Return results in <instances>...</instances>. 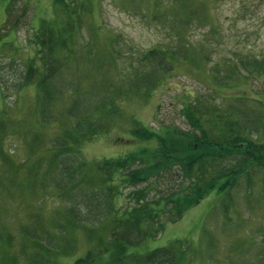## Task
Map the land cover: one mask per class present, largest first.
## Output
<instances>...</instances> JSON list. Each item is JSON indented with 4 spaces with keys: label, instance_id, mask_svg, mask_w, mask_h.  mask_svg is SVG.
Instances as JSON below:
<instances>
[{
    "label": "trees",
    "instance_id": "trees-1",
    "mask_svg": "<svg viewBox=\"0 0 264 264\" xmlns=\"http://www.w3.org/2000/svg\"><path fill=\"white\" fill-rule=\"evenodd\" d=\"M11 1L16 0L8 2L0 36L11 35L22 19L15 16ZM22 1L23 14L27 15L32 2ZM201 1H192L195 7L186 12L184 25L196 20L200 12L196 3ZM157 4L161 5L160 0ZM55 5V15L34 29L31 40L37 49L22 62L23 69L13 85L5 84L6 67L0 63V90L6 101L14 96L17 99L25 88L35 84L37 127H26L33 133L27 148L31 154L43 146L45 152L32 164L25 163L28 157L18 164L24 165L22 172L29 179L27 190L55 189L67 208L63 214L53 215V232L45 230L44 220L39 219L21 225L17 234H6V250L15 241L21 248L19 253L7 254V261L2 260L1 264H18L21 258H26L25 264H264V229L256 234L250 232L247 238H237L230 245V253L239 248L234 253L239 259L233 261L219 256L220 248H212L215 234L207 225L201 229L197 242L176 239L146 254L125 253L130 245L158 237L167 222L181 219L213 190L221 197L210 217L219 214L220 219V214L224 215L228 227L239 223L234 211L239 212L241 201L264 197L263 188L257 192L264 181V98L226 96L217 103L215 94H195L180 107L190 129L166 125L158 134L132 117L129 131L132 139L138 141L133 150L117 157L89 160L84 145L108 133L116 120L126 115L123 94H139L145 87L150 90L161 85L176 62L191 61L193 57L183 47L154 48L143 53L140 66L132 68L128 76L121 73L124 84L95 85L98 79L93 70L102 69L106 61L114 67L118 57L124 56L121 46L117 49L113 30L102 25L99 30L111 33L106 52L109 57L99 54L96 41L84 31V24H90L93 15L88 2L55 0ZM159 13L156 10L152 18L159 20ZM9 20L13 22L7 27ZM218 30L219 24L209 23L200 48L203 61L210 64L207 74L214 82L211 85L225 88L247 81L253 84L254 80L264 84V57L251 52V57L239 60L225 50L217 52ZM12 43L10 48L14 47ZM233 48L227 47L228 54L235 52ZM215 54L219 59L213 63ZM10 55L9 51L11 58ZM134 57L131 54V60ZM17 60L14 58L12 63ZM88 61L93 68L89 75L84 68ZM152 68L153 73L145 79L143 73ZM84 82L91 85H83ZM5 107L2 113L8 114V104ZM14 125L8 119L0 123V141L1 133L8 134ZM48 130L52 134L45 140L42 133ZM105 230L104 238L101 233ZM81 234L91 249L66 261V257L74 255ZM104 253H111L106 262L101 260Z\"/></svg>",
    "mask_w": 264,
    "mask_h": 264
},
{
    "label": "rangeland",
    "instance_id": "rangeland-1",
    "mask_svg": "<svg viewBox=\"0 0 264 264\" xmlns=\"http://www.w3.org/2000/svg\"><path fill=\"white\" fill-rule=\"evenodd\" d=\"M84 1L88 2L93 9L90 24H84V31L87 37H92L96 41L99 54L103 52L108 56L106 52H109L110 45L111 33L102 31L101 28L99 30L102 25L113 30L115 45L117 49L121 46L120 50L124 54L123 57H118L114 67L106 61L102 63V69L99 71H94L90 68V62H86L84 68L89 72L85 71L89 75L93 70V76L98 79L95 85L124 84L125 80L123 76L121 78V73L128 76L132 68L140 66L138 61L143 53L154 48L161 49L170 46L172 50H178L183 47L188 49L193 57L191 61L176 62L175 69L161 85H156L150 90L145 87L139 94H123L124 98L121 101L126 115L117 119L108 133L84 145L83 151L87 159L117 157L133 150L134 144L138 141L135 142L132 139L129 131L132 127L130 121L132 117L158 134L163 133L162 127L166 125L176 126L183 130L190 129L189 124L181 116L180 107L195 94H215L217 103L221 102V97L226 96H252L263 100L264 84L261 85L255 80L253 84L247 81L244 84L225 88H221V85H211L214 82L209 73L207 74V67H210V64L207 65L203 61L200 48L202 49L204 45L205 29L209 23H215L219 24L217 52L225 50L227 55H237L239 60L240 57H251V52L264 57V0H202L196 3L200 5V12L189 26L182 22L186 12L193 6L195 7L193 0H160L161 5L157 4V0ZM8 2L9 0H0V27L6 21ZM11 2L15 16H21L22 19L11 35L0 36V53L2 52L0 63L6 67L5 74L8 79L5 84L7 85H13L16 82L24 66L22 62L29 56H33L34 50L37 49L31 40L34 29H37L43 20L52 18L56 9L55 0H30L32 6L26 15L23 14L22 0ZM156 10L160 11L159 20L152 18ZM12 22L9 20L7 27ZM11 41L14 47L10 48ZM229 45L235 47L233 48L234 53L228 54L226 51ZM9 51L11 58L8 57ZM133 53L135 60L130 58ZM237 57L234 59L237 60ZM14 58H19V61L12 63ZM218 59V54L213 55V63ZM111 60L113 61L112 58ZM153 71L152 68L144 72L145 79ZM34 85L31 84L29 88H25L17 99L14 96L6 101L0 90V123L3 120L6 122V119L15 122L8 134L1 133L3 138L0 141L2 148H0V180L2 182L0 185V264L2 260L7 261V254L9 256L10 253H19V248H21L15 241L11 244L10 250H6L4 244L6 234L9 232L17 234L21 225L32 224L39 219L44 220L42 223L46 224L45 230L49 229L53 232L56 223L53 221L55 220L53 215L56 212L63 214L62 212L67 208L65 200L58 197L55 189L50 188L49 191L48 189L43 191L39 188L38 192L27 190L29 179L22 172L24 165L18 164L27 157L25 163L32 164L34 159L40 160L38 156L45 152L43 146L31 154L28 153L27 148L33 133L26 130V127L33 125L37 127L35 114L37 90ZM83 85L91 84L84 82ZM214 88H219L220 91L217 92ZM7 104L8 114H4L2 110ZM42 134H45L44 139L46 140L52 133L48 130ZM13 160L14 163L17 161L15 165ZM12 170L14 173L11 175ZM259 188L264 189V181L257 188V192ZM45 194H47L46 197ZM220 197L217 190H213L198 204L191 207L181 219L167 222L164 231L158 237L146 239L137 245H130L125 253L146 254L154 249L168 246L176 239H190L197 242L200 240L201 229L207 225L215 234V236L212 235L214 236L212 248H220L218 255L226 258L228 256L232 261L233 259L238 260V256L235 255L239 252L238 246L234 250L235 254L230 253L228 248L237 238L244 239L249 237L250 232L256 234L257 231L264 229V197H252L250 200L241 201L238 206L239 212L234 211V216L239 223L232 227L226 226L223 221L225 217L222 214H220V219L219 214L217 217H210L211 211L216 206L218 207ZM101 236L105 238L106 230L101 233ZM91 247L86 236L81 234L74 255L66 257V261L71 262L83 256ZM110 258L111 253H104L101 256V260L105 262ZM25 259L21 258L18 264H25Z\"/></svg>",
    "mask_w": 264,
    "mask_h": 264
}]
</instances>
